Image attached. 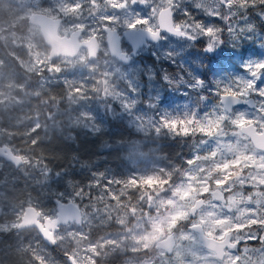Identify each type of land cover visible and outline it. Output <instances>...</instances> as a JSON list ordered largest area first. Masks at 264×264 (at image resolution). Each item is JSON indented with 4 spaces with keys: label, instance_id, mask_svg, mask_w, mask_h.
<instances>
[{
    "label": "rangeland",
    "instance_id": "obj_1",
    "mask_svg": "<svg viewBox=\"0 0 264 264\" xmlns=\"http://www.w3.org/2000/svg\"><path fill=\"white\" fill-rule=\"evenodd\" d=\"M124 2L127 8L122 6V0H0V106L23 104L31 93L26 80L9 76L15 70L13 61L27 71L39 73L40 85L58 77H70L71 72L66 69L73 68L78 73L83 69L102 76L103 91L114 102L109 107L112 118H123L139 134L131 137L127 131L116 139V143L126 142L122 144V155L129 162L119 181H106L94 191L97 202L87 194L91 195L89 188L97 187L102 180L104 168L93 171L96 178L92 184H85L87 194L80 186L61 190L65 194L62 200L81 205L82 221L69 222L55 232L58 248L71 253L79 264H264V245H260L264 237L259 240L253 237L259 246L255 250V255H260L258 261L249 263L237 249L245 247L249 230L257 233V227L264 228V149L255 147L240 131V125L233 123L243 114L258 129L264 126V97L251 92L246 96L256 98V108L239 106L227 112L219 101L222 91L218 84L187 70L176 75L182 86L175 88L170 85L171 77L164 66L166 62L184 63L192 55L198 64L209 58L207 63L226 88L242 87L241 81L253 79L246 66L264 62V31L255 20V16L264 20L258 14L264 13V8L249 7L245 11L242 0H234L240 8H233L229 19V9L220 0H144L137 8L131 0ZM167 5H171L182 26L192 24L195 17L221 29L213 39L223 42L214 51L205 52L207 37L201 36L196 42L164 33L159 42L142 46L130 64L109 55L105 32L101 29L109 16L113 19L108 25L119 31L137 18L149 19L150 23L142 26L154 28L159 9ZM217 10L225 14V19L215 16ZM33 11L61 16V34H68L76 27H83L82 38L95 34L100 43L97 57L88 59L86 49L81 48L74 57L49 59V47L39 27L22 21ZM185 13L190 15L186 17ZM248 25L255 27L248 30ZM237 35L239 38L233 40ZM127 47L122 42V49L127 51ZM216 61L223 65L219 67ZM196 67L202 70L201 66ZM198 79L204 81L203 86H196ZM257 82L264 88V77ZM192 116L199 123L164 126L165 120L184 121ZM216 120L220 123L213 134L196 130L201 123L207 125ZM17 153L23 156L20 170L25 171L28 157L18 150ZM163 160L177 170L172 171L177 178L131 196L132 182L127 177L133 173L142 176ZM108 168L111 175V167ZM20 170L0 157V201L7 195L6 189L19 180ZM28 180L43 187L38 173L28 172ZM213 189L221 192V201L213 197ZM37 190L35 201L27 204L35 205L41 217H54L57 206L46 196L48 186L41 189L37 186ZM198 197H204L205 203L191 212L189 208ZM24 207L0 203V263L70 264L59 251L49 247L35 228L19 233L13 230L21 220ZM195 222L202 224L207 234L218 238L231 232V246L224 258H218L202 245L197 233L189 228ZM96 226L106 227L104 233L90 236L89 231ZM10 232L19 246L8 238ZM169 233L174 235L171 248L157 246ZM142 249L154 252L144 257L139 254Z\"/></svg>",
    "mask_w": 264,
    "mask_h": 264
},
{
    "label": "trees",
    "instance_id": "obj_2",
    "mask_svg": "<svg viewBox=\"0 0 264 264\" xmlns=\"http://www.w3.org/2000/svg\"><path fill=\"white\" fill-rule=\"evenodd\" d=\"M255 20L257 26L264 31V20L256 16ZM22 21L26 22L27 19ZM229 54L232 55L230 52ZM206 59L198 64L194 62L192 55L184 63H164L171 77L170 85L175 88L181 87L176 75L189 70L200 74L203 80L218 84L220 90L224 92L226 87L219 75L213 73L210 63H207L209 58ZM13 64L15 70L9 76H18L26 80V88L31 93L23 104L0 106V144H11L28 157V163L25 171L20 170L23 164L14 167L20 170L19 180L10 186L11 189H6L7 195L0 203L16 208L27 205L28 201H35L37 186L41 189L45 185L48 186L46 196L53 203L64 198L65 194L61 190L66 188L80 186L83 193L87 194L85 184L88 182L92 184L96 178L93 171H100L102 168L106 169L105 175L100 178L104 181H99L95 188H89L91 191V195L87 194L89 197L94 199L97 194L94 191H98V187L104 182L112 179L119 181V178L123 177L121 171L129 161L122 155V144L126 142L116 143V139L122 138L123 133L127 131L131 133L129 134L131 137L139 134L133 132L123 118L117 116L112 118L109 107L114 102L103 91L102 76L83 69L78 73L76 69L71 68L66 69L71 72L68 74L70 77H58L54 81L40 85L39 73L25 70L16 61H13ZM216 64L219 67L223 65L221 61H216ZM197 65L201 66L202 70H198ZM112 143L116 147H113ZM108 167H111V175L107 173ZM172 171L177 172L163 160L158 167L148 170L142 176L131 174L127 178L135 183H132L129 193L135 197L145 189L174 181L177 175L172 174ZM28 172L38 173L43 187L38 183L31 184ZM143 177L157 179L145 183ZM106 187L108 188L109 184ZM93 229L89 231L90 236L104 233L106 227L96 226ZM10 236L11 234L8 238L19 246ZM256 243L257 241L252 239L244 243L243 249H239L249 263L260 258V255L258 257L255 255V250L259 248ZM260 245H264V239ZM52 249L59 251L62 258L67 260L63 253L68 251H62L58 246Z\"/></svg>",
    "mask_w": 264,
    "mask_h": 264
},
{
    "label": "water",
    "instance_id": "obj_3",
    "mask_svg": "<svg viewBox=\"0 0 264 264\" xmlns=\"http://www.w3.org/2000/svg\"><path fill=\"white\" fill-rule=\"evenodd\" d=\"M220 2L224 3L225 0H220ZM172 13L173 9L171 5L161 7L157 13V25L155 28L161 30L160 39H153L151 34L148 33V27L146 26H138L136 29L126 27L122 31H119L117 28L111 27L108 24H102L101 29L105 32V42L109 55L123 64H129L132 56L138 53L140 47H147L151 43L159 42L162 40L164 33L181 37L165 29V23L171 27L176 26L172 21ZM62 20L61 16H53L43 11H33L27 17L29 23L39 27L42 39L49 47L47 57L49 59L58 56L74 57L79 53L81 48H85L88 59L96 58L100 51L98 37L92 34L87 38H82L83 27H76L68 34H61L59 28L62 24ZM183 38L187 37L185 36ZM122 41L131 46L129 52L122 49ZM223 93L224 92H221L219 94V101L227 112H232L235 107L239 106H247L250 108H256L258 106L256 98L253 95L243 96L238 102L234 103V98L225 97ZM239 128L241 132L247 135L255 147L264 149V126L258 129L254 122H248L240 125ZM0 157H3L16 166H20L24 162L23 156L19 153H15L8 145H0ZM212 195L216 200H222V194L218 189L213 190ZM56 202V215L54 217L45 216L43 219L39 218L40 211L34 205H27L16 228L20 230L28 226L36 227L42 239L49 247H56L58 241L55 237V232L59 230L61 226L69 222H75L77 224L82 221V208L78 203L73 200L64 201L59 199H57ZM204 203V197H198L194 200V203L189 209L191 212H194L202 207ZM194 224L197 226L194 227ZM189 228L197 233L198 239L205 248L212 250L220 259L225 257L226 249L231 244V232H226L222 238H218L207 234L200 223H191L189 224ZM173 241L174 235L170 233L166 238L159 241V245L166 249H170ZM65 257L70 264H79L71 253H65Z\"/></svg>",
    "mask_w": 264,
    "mask_h": 264
},
{
    "label": "snow or ice",
    "instance_id": "obj_4",
    "mask_svg": "<svg viewBox=\"0 0 264 264\" xmlns=\"http://www.w3.org/2000/svg\"><path fill=\"white\" fill-rule=\"evenodd\" d=\"M144 0H131V4L134 8H137L140 6L141 3H143ZM242 4L244 7V10L246 11L247 8H264V0H242ZM122 6L124 8L128 7L127 2H124L122 0ZM77 7H82V5H79ZM223 7L229 9L228 18H231L232 15V9L236 8L239 9L240 5L234 4V0H225ZM119 10V8L117 9ZM215 16L218 19H225V14L219 10H217L215 13ZM262 17H264V13H258ZM190 13H185V16L188 17ZM112 17L109 16L104 23L111 24ZM172 21L173 24H175V27L169 26L167 23H165V29L167 31L173 32L175 35L181 36V37H187L188 39L192 41H197L199 37L204 36L207 37V48L206 51L212 52L216 49V46L220 43H222V40L219 39H213L217 35V33H221L222 30L216 27L208 26L201 20H196L195 17L192 18L193 23L188 24L186 26L180 25L177 18L175 17V13H172ZM150 23L149 19L147 18H137L134 23H130L127 26L131 29H136L138 26L142 25H148ZM255 26L254 25H248V30H252ZM148 33L151 34L153 39H160L161 38V30L159 28H153L148 27L147 28ZM239 37L233 36V40H237ZM247 69L251 73L253 79L251 80H243L241 81L242 87H238V89H232V88H225L224 89V96L225 97H232L234 98L233 102H238V100L248 95L251 92H256L259 96L264 97V88H260L259 84L257 82L258 78L264 77V62H258V63H249L247 66ZM165 79L167 80L168 77L165 76ZM204 81L202 80H196V86H203ZM243 118V114L240 115L239 118H237L233 123L242 125L247 123ZM193 124V123H199L196 121L195 116L189 117L188 119L184 121L179 120H173V121H164V126L168 128H173L179 124ZM219 120L216 121H209L207 125L201 123L199 128L196 129L197 131L207 133L209 135L213 134L219 127ZM160 129L158 128L157 131ZM185 134L187 133L188 129H184ZM188 163H192V161H188ZM145 183L151 182L154 179H157L156 177H143L142 178ZM132 183H135V181H131ZM220 181H217L219 183ZM196 227L197 225H193ZM257 227V226H254ZM248 237H250L247 241H252L253 237H255L257 240L264 237V228H258L257 227V233H253L251 230L248 232Z\"/></svg>",
    "mask_w": 264,
    "mask_h": 264
},
{
    "label": "flooded vegetation",
    "instance_id": "obj_5",
    "mask_svg": "<svg viewBox=\"0 0 264 264\" xmlns=\"http://www.w3.org/2000/svg\"><path fill=\"white\" fill-rule=\"evenodd\" d=\"M155 28V27H154ZM122 31V30H121ZM186 39H188V38H186ZM122 42H124V41H122ZM197 42V41H196ZM126 43V42H125ZM128 44V43H127ZM141 48V47H140ZM139 48V49H140ZM131 50V46L128 44V47H127V51L126 52H129ZM204 51H205V49H204ZM138 52H139V50H138ZM205 52H208V51H205ZM138 54V53H137ZM136 54V55H137ZM135 55V56H136ZM135 56H132V59L135 57ZM132 59H131V61H132ZM130 61V62H131ZM130 64V63H129ZM198 80H202V79H198ZM0 145H8V146H10L11 148H12V150L15 152V153H17V150L11 145V144H7V143H3V144H0ZM20 154V153H19ZM22 155V154H21ZM3 158V157H2ZM5 160V159H4ZM7 161V160H6ZM7 162H9V161H7ZM9 163H11V162H9ZM12 164V163H11ZM14 167H19V166H16V165H14V164H12ZM22 165V164H21ZM20 165V166H21ZM213 190H215V189H213ZM212 190V191H213ZM27 205H33V204H27ZM27 205H25V207L27 206ZM35 206V205H34ZM56 206H57V204H56ZM25 207H24V209H25ZM36 207V206H35ZM24 211V210H23ZM23 214V213H22ZM22 217V216H21ZM45 216H43V217H41V214H40V216H39V218L40 219H43ZM51 217V216H50ZM20 222V221H19ZM28 228H30V229H32V230H37L38 231V229L36 228V227H33V226H28V227H25V228H22V229H20V230H18L16 227L13 229V230H15L16 232H20V231H22V230H24V229H28ZM35 228V229H34ZM12 232V231H11ZM11 232L9 233V235L11 234ZM170 234V233H169ZM168 234V235H169ZM167 235V236H168ZM166 236V237H167ZM166 237H164V238H166ZM223 237V236H222ZM164 238H162V239H164ZM162 239H160V240H162ZM241 244V243H240ZM157 246H159V247H161V248H163V249H166V248H164V247H162V246H160L159 245V242L157 243ZM230 246H231V244H230ZM229 246V247H230ZM55 248V247H54ZM238 250L240 249V246H238V248H237ZM151 250H153V249H151ZM166 250H169V249H166ZM154 252V251H153ZM153 252H150L149 253V249H142V251L141 252H139V254L140 255H143L144 257H148V256H151L152 254H153ZM66 253V252H65ZM65 253H63L64 254V256H65ZM67 259V258H66ZM68 261V260H67ZM69 262V261H68Z\"/></svg>",
    "mask_w": 264,
    "mask_h": 264
},
{
    "label": "bare ground",
    "instance_id": "obj_6",
    "mask_svg": "<svg viewBox=\"0 0 264 264\" xmlns=\"http://www.w3.org/2000/svg\"><path fill=\"white\" fill-rule=\"evenodd\" d=\"M77 203V202H76ZM56 204H57V202H56Z\"/></svg>",
    "mask_w": 264,
    "mask_h": 264
}]
</instances>
